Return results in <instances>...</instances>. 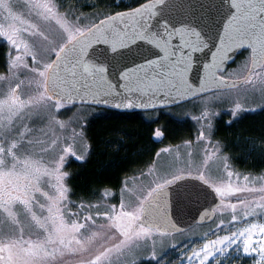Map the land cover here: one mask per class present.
I'll return each instance as SVG.
<instances>
[{
	"label": "snow or ice",
	"instance_id": "snow-or-ice-1",
	"mask_svg": "<svg viewBox=\"0 0 264 264\" xmlns=\"http://www.w3.org/2000/svg\"><path fill=\"white\" fill-rule=\"evenodd\" d=\"M18 3L23 4L35 23L24 21L14 11ZM57 17L50 0H0V19L13 22L8 30L0 24V37H6L21 53L17 60L23 61L22 67L38 78V94L27 102L17 95L20 83L10 87V94L0 91L4 96L0 99V264H55L57 254L71 249L73 243L81 250L88 242L82 234L85 225L78 221L69 224L65 219L66 215L78 214L68 213L64 206L66 177L60 170L64 157L59 161L46 160L43 149L39 158H33L31 153L21 158L19 154L29 130L25 127L21 131L18 122L33 118L29 109L38 108L47 114L52 105L61 108L77 98L117 109L154 107V100L167 103L195 91L187 74L192 69L193 53L204 49L210 50L211 59L203 64L201 89L226 83L216 72L229 54L241 46L251 47L254 54L246 83L256 84L255 78L260 76L256 69L264 66V0H153L146 8L133 9L127 16L118 12L83 28L68 26L67 20L62 22ZM76 23H80L79 17ZM99 44L107 45L110 53L97 65L88 57L89 49ZM26 57H30L31 64ZM110 75H115V82ZM258 91L264 96V78L258 82ZM52 119L54 122V115ZM27 144L32 145L33 141L29 139ZM228 175L231 177L232 173ZM183 179H163L155 187L150 186L146 195L141 192L142 199L136 197L132 204L122 199L119 211L115 207L107 210L104 215L112 224L103 236L94 239L98 235L94 233L89 238L99 246L97 254L81 264H105V260L107 264H120L119 258H110L114 250L123 255L126 246L130 248L141 238L166 226L174 228L170 186ZM200 179L204 180L203 175ZM204 185L211 189L209 195L214 191L222 202L243 191L264 193V187L240 188L229 183L213 189L207 180ZM53 190L54 195L50 194ZM245 203L239 200V204ZM253 203L247 202L244 216L254 213ZM231 208L233 222L243 219L235 214L236 204ZM21 214L28 218L27 225L21 221ZM223 224L221 220L217 228ZM254 233L260 237L256 245ZM240 239L245 252L258 253L260 259L255 264H264V224H251L230 236L208 239L199 250L193 247L188 259L192 264L202 257L206 260ZM217 245L221 247L217 249Z\"/></svg>",
	"mask_w": 264,
	"mask_h": 264
},
{
	"label": "rangeland",
	"instance_id": "rangeland-1",
	"mask_svg": "<svg viewBox=\"0 0 264 264\" xmlns=\"http://www.w3.org/2000/svg\"><path fill=\"white\" fill-rule=\"evenodd\" d=\"M58 1L62 2V0H50L53 11L58 14L57 18L62 19V22L67 20L68 26L88 27L97 20V15L85 16V14L73 13L69 9L64 11L58 5ZM76 1L83 3L85 0ZM14 11L24 21L35 23L22 3H18ZM78 17L80 23L77 24L76 19ZM11 23L13 22L0 19V24L4 26V30H8V25ZM0 44L5 48L4 69L0 72V91L10 94V87H15L17 83H20L21 87L17 95L22 101L27 102L38 94V78L22 67L23 61L17 60V56L21 53L17 52L6 37H0ZM24 59L31 64L30 57ZM248 67L249 58H243L237 61L232 68L226 69L227 71H224L223 76L229 79L242 78ZM256 71L260 73V76L255 78L256 84L246 83V80H244L237 86L203 94L178 104V107H167L171 108L167 112L172 117L189 119L191 124L190 135L183 137L178 142L165 144L158 148L152 155V159L136 165L135 173L125 178L119 188L104 190L101 200L96 202L95 205L86 202H80L79 204L70 202L66 164L71 158L82 157L83 159L87 155L89 141L83 131V126L87 120L85 118L87 116L91 117L99 107L87 104H63L61 108H55L52 105L47 114L40 113L38 108L29 109L33 118L26 119L22 124L18 122L21 131L25 127L29 130V134L25 138V146L19 150V154L21 158L29 153L33 158H39L43 149L45 150L43 155L46 160L59 161L61 156L64 157V163L60 166L61 172L66 177L64 188L67 191L65 192L64 206L68 213L78 214L75 216L66 215L65 219L69 224L72 221L84 224L85 228L82 229L83 239L88 241L81 250H77L80 249V246L73 243L71 249H65L62 255L57 254L55 264H81V261H85L83 257L80 258L81 255L89 251L93 252L98 248L99 246L94 243V239L103 236L112 224V221L104 213L113 207L119 211L122 199L128 204H132L136 197L142 199L141 192L146 195L150 190V186L155 187L156 183H162L163 179H172L173 176L196 175L201 177L203 175L204 180H207L213 187L226 186L229 183L240 188L260 189L264 187V170L259 173H251L233 169L229 156L224 151L222 152L221 147L214 140L213 134L215 122L223 117L222 115H225L227 121H231L249 111H256L264 107V96L258 91V82L261 78H264V66H260ZM0 99H4V96L0 95ZM234 112L236 115H233ZM53 115L55 116L54 122ZM157 132L160 133L159 136H157ZM201 133L204 134L202 137ZM153 137L154 140L161 142L163 136L159 129H155ZM29 139L33 141L32 145L27 144ZM228 173H232L231 177ZM245 177H248L247 181ZM45 190L48 189L45 188ZM50 194L54 195V190ZM262 196H264V193L256 192L246 195V197L233 198V200L223 198L224 201L217 207L216 217L210 226L200 227L194 225L183 232L170 234L154 232L148 237L141 238L138 243H134L130 248L126 246L123 255H120L118 250H114L110 254V258L113 260L119 258L120 264H138L140 262H152L153 264H181L183 262V264H192L188 257L193 247L199 250V247L208 239H216L217 236H230L232 232L242 230L251 224H264V207H260V205H264ZM114 199L117 201H114ZM239 200H244L245 205L239 204ZM249 201H254L255 211L250 216H244ZM41 202H44L42 197ZM232 204L237 205L235 210L237 217L243 219L232 221ZM37 214L39 215L38 209ZM20 219L26 225L29 223L28 218L23 214H21ZM221 220L224 221V224L217 228ZM94 233L98 235L93 240H89ZM32 238L35 239V236ZM259 238L258 234H253L254 245H256ZM25 239H28L27 234ZM220 247V245H217V249ZM224 247V252L219 254L214 252L213 256L208 257L206 260L202 257L203 264H209V262L210 264H255L260 259L257 252L244 251L242 239L237 240L234 245ZM201 260H196L195 264H201ZM105 264H107V260H105Z\"/></svg>",
	"mask_w": 264,
	"mask_h": 264
},
{
	"label": "trees",
	"instance_id": "trees-1",
	"mask_svg": "<svg viewBox=\"0 0 264 264\" xmlns=\"http://www.w3.org/2000/svg\"><path fill=\"white\" fill-rule=\"evenodd\" d=\"M144 1L147 0H85L83 3L76 0H62V2L58 1V5L64 11L69 9L73 13L85 14V16L97 15L95 21L97 22ZM4 51V46L0 44V72L4 69ZM243 58H249L248 50L242 51L227 70ZM178 106L175 105L172 108ZM169 109L171 108L125 112L97 108L91 117L87 116L83 131L89 141V151L83 159L71 158L66 164L70 202L97 204L104 190L119 188L125 178L135 173L136 165L152 159V155L158 148L178 142L190 135L189 119L172 117L167 112ZM222 116L215 122L214 140L221 147L222 152L229 156L233 169L251 173L263 171L264 107L249 111L231 121H227L225 115ZM155 129H159L163 136L161 142L154 140ZM249 194L254 193L243 191L226 198L233 200V198L246 197ZM114 201L117 200L114 199ZM211 223L197 226H210ZM97 249L81 255L80 258L88 260L92 255L97 254Z\"/></svg>",
	"mask_w": 264,
	"mask_h": 264
},
{
	"label": "water",
	"instance_id": "water-1",
	"mask_svg": "<svg viewBox=\"0 0 264 264\" xmlns=\"http://www.w3.org/2000/svg\"><path fill=\"white\" fill-rule=\"evenodd\" d=\"M256 2L258 3L259 0H256ZM150 3H153V0L144 1L135 7L118 12L125 13L127 16V14L132 12L133 9H139L141 8V6H145L146 8V6H148ZM118 12H115L109 16H115L116 13ZM102 19H105V17ZM128 19L130 20L131 17L129 16ZM98 22L99 20L95 23ZM219 23H220L219 18H217V26H219ZM244 50H249V57H250L249 66H251L254 55L252 48L247 45L241 46L240 48L233 50L229 54L225 62L221 65L220 70L216 72V76L223 77L226 83L221 84L219 86L217 85L205 86L203 89H201L199 86L200 76L203 75V64L211 59V52L209 49H204L203 51L194 52L192 69L187 75H188L189 83L193 85L195 91L186 92L179 97H175V99H170V101L167 103H160L159 101L154 100L151 101L154 107H148V108L133 107L130 109H117L112 106L97 105L95 103H92L90 100L82 102L80 101L79 98H77L76 100H74L69 104H87L100 108L113 109V110H119L125 112L147 111V110L171 107L215 90L239 85L249 74L248 70L246 72V75L239 79L225 78L224 76L221 75V73L225 71L227 67L231 63H233L234 60L237 58V56ZM109 53H110V49L107 45H103V44L94 45L91 49H89L88 58L91 63L99 65L107 59ZM259 67H257V69ZM109 78L112 79L114 82L116 81L115 75H110ZM172 96H175V94L172 93ZM183 177L184 179L179 181L178 184L170 186L172 187L171 199L173 205V209L171 210L170 214H171L172 223H175V227L173 228L171 226H166L159 233H163V234L179 233L189 229L190 227L196 224L209 223L215 218L216 208L222 203L221 197L216 196L214 191L212 195H209V191H211V189L209 190L207 189V187L204 185V180H201L199 177L196 176H183Z\"/></svg>",
	"mask_w": 264,
	"mask_h": 264
}]
</instances>
